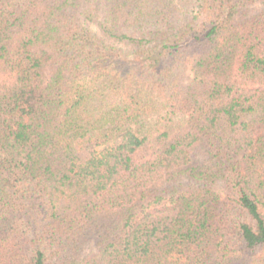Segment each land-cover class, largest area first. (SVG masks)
Here are the masks:
<instances>
[{"label": "trees", "instance_id": "16d2710c", "mask_svg": "<svg viewBox=\"0 0 264 264\" xmlns=\"http://www.w3.org/2000/svg\"><path fill=\"white\" fill-rule=\"evenodd\" d=\"M0 264H264V0H0Z\"/></svg>", "mask_w": 264, "mask_h": 264}]
</instances>
